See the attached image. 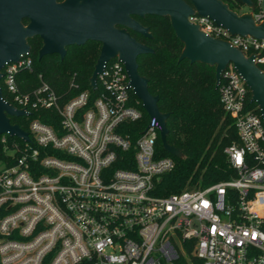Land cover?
<instances>
[{"label": "built area", "instance_id": "1", "mask_svg": "<svg viewBox=\"0 0 264 264\" xmlns=\"http://www.w3.org/2000/svg\"><path fill=\"white\" fill-rule=\"evenodd\" d=\"M252 1L259 23L264 0ZM188 20L264 72V40ZM30 65L24 55L4 66L9 103L24 117L50 111L56 122L31 120L26 142L0 135V264H176L188 250L202 264H264V122L231 64L217 89L237 137L223 149L232 175L166 196L157 183L174 169L173 156L156 150V119L132 129L144 110L120 61L103 66L94 90L88 83L66 100L41 75L21 91L18 73Z\"/></svg>", "mask_w": 264, "mask_h": 264}, {"label": "water", "instance_id": "2", "mask_svg": "<svg viewBox=\"0 0 264 264\" xmlns=\"http://www.w3.org/2000/svg\"><path fill=\"white\" fill-rule=\"evenodd\" d=\"M238 1L246 12L237 13L222 0H188V3L184 0H0V35L6 34L8 39L7 51L0 53V70L5 62H18L21 56L28 54L27 39L35 36L42 41L38 59L52 54L62 59L69 47L97 42L100 50L88 80L89 87L96 88V78L106 63L114 59L120 61L128 77V86L142 109L161 126L162 149L177 159H183L178 150L166 143L168 114L159 111L158 97L149 93L147 79L138 73L137 57L153 51L138 42L129 31L148 39L152 35L148 27L132 16L167 19L174 36L182 44L178 61L187 60L190 64L213 68L215 90L222 71L231 64L248 88L250 102L256 104L264 122V72L253 63V56L245 57L227 41L207 35L188 20L197 15L226 29L230 35L264 40V20L254 21L253 1ZM24 18L29 20L26 26L21 22ZM25 115V110H18L4 100L0 88V135L28 141V133L10 122L12 117Z\"/></svg>", "mask_w": 264, "mask_h": 264}, {"label": "trees", "instance_id": "3", "mask_svg": "<svg viewBox=\"0 0 264 264\" xmlns=\"http://www.w3.org/2000/svg\"><path fill=\"white\" fill-rule=\"evenodd\" d=\"M222 1L237 13L243 8L238 0ZM141 22L149 28L152 38L145 39L135 34L133 37L153 52L137 57V70L140 76L147 79L149 93L158 97L159 111L168 114L166 143L183 155V159L172 158L174 169L160 178L158 193L166 196L191 185L204 187L228 179L232 172L227 166L223 149L237 137L233 120L222 110L218 89H214V69L198 63L190 64L187 60L178 61L182 44L174 36L167 19L147 16ZM30 46L31 71L21 70L18 73V84H24L19 87L21 91L34 87L37 75L42 76L59 100H66L88 88V80L99 54L98 44L87 43L69 48L62 59L53 54L38 59L39 43L32 40ZM75 86H78V91ZM0 88L4 100L11 102L2 82ZM137 106L141 110V105ZM36 118L47 125L56 122L53 113L42 109L30 110L29 117H12L10 122L27 132L29 122ZM147 118L142 111L141 121L131 125L132 129L143 128ZM10 144L11 140H8L7 145ZM2 150L0 142V158L5 156ZM156 150L160 156L168 155L162 149L159 138ZM176 264L202 262L188 250V260Z\"/></svg>", "mask_w": 264, "mask_h": 264}, {"label": "flooded vegetation", "instance_id": "4", "mask_svg": "<svg viewBox=\"0 0 264 264\" xmlns=\"http://www.w3.org/2000/svg\"><path fill=\"white\" fill-rule=\"evenodd\" d=\"M62 0H57V2H61ZM185 2H187L188 3V0H184ZM145 17H147V16H145ZM144 17V18H145ZM132 18L135 20V21H138L140 24H142V20L144 19V18H139V17H137V16H132ZM22 24L24 25V26H26L28 23H29V20L27 19V18H24V19H22ZM143 25V24H142ZM144 26V25H143ZM144 27H146V26H144ZM150 32V31H149ZM129 33H130V35L133 37V34H135V35H138V34H136V33H134V32H132V31H129ZM138 36H140V35H138ZM142 37V36H141ZM144 38V37H143ZM145 39H148V38H145ZM32 40H36V42H38L39 43V48H38V50H37V57H38V51H39V49H40V47H41V45H42V41H41V39L38 37V36H35V37H33V38H29V39H27V44H28V46L30 47V51H29V53L28 54H26V55H29L30 53H31V46H30V42L32 41ZM87 43H90V44H92V43H95V44H98L99 45V50H100V44L99 43H97V42H91V41H88V42H86L85 44H87ZM141 43V42H140ZM84 45V44H83ZM75 46H72V47H69V48H74ZM79 47V46H78ZM69 48H67V49H69ZM7 49H8V39H7V36H6V34L5 35H3V37H1V35H0V53L1 52H6L7 51ZM66 49V50H67ZM53 55H55V56H57L59 59H60V57L57 55V54H53ZM45 57V56H44ZM6 64H8V62H5L3 65H2V67H1V70H0V73L2 74L3 73V69H4V66L6 65ZM0 83H1V80H0Z\"/></svg>", "mask_w": 264, "mask_h": 264}, {"label": "rangeland", "instance_id": "5", "mask_svg": "<svg viewBox=\"0 0 264 264\" xmlns=\"http://www.w3.org/2000/svg\"><path fill=\"white\" fill-rule=\"evenodd\" d=\"M247 11V9L246 8H241L239 11H238V13H243V12H246Z\"/></svg>", "mask_w": 264, "mask_h": 264}]
</instances>
